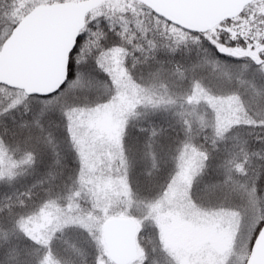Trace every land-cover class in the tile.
Instances as JSON below:
<instances>
[{"label": "snow or ice", "instance_id": "obj_1", "mask_svg": "<svg viewBox=\"0 0 264 264\" xmlns=\"http://www.w3.org/2000/svg\"><path fill=\"white\" fill-rule=\"evenodd\" d=\"M42 6L0 0V264H126L118 223L130 264H264V0Z\"/></svg>", "mask_w": 264, "mask_h": 264}, {"label": "water", "instance_id": "obj_2", "mask_svg": "<svg viewBox=\"0 0 264 264\" xmlns=\"http://www.w3.org/2000/svg\"><path fill=\"white\" fill-rule=\"evenodd\" d=\"M88 0H66L68 7L42 6L32 10L24 16L25 25L40 23H54L57 26L72 25L82 20L80 5ZM177 2V0H169ZM184 5L177 10V16H184L200 21H211L222 15L229 14L224 6H230L238 0H180ZM129 220H133L131 217ZM138 230V229H137ZM111 247L115 256L126 264L136 257L139 246L135 239V232L131 230L130 223L115 224L110 229Z\"/></svg>", "mask_w": 264, "mask_h": 264}, {"label": "trees", "instance_id": "obj_3", "mask_svg": "<svg viewBox=\"0 0 264 264\" xmlns=\"http://www.w3.org/2000/svg\"><path fill=\"white\" fill-rule=\"evenodd\" d=\"M104 74H100L101 78ZM129 143L130 144H134L135 143V132H133L132 134H130V137H129ZM69 168H72V167H75L76 166V161L73 159L69 162L68 164ZM139 166H137L136 169H134V172H133V175L131 177L132 179V183H135L138 179H139ZM164 175H166V173H164ZM207 179V177H206Z\"/></svg>", "mask_w": 264, "mask_h": 264}, {"label": "rangeland", "instance_id": "obj_4", "mask_svg": "<svg viewBox=\"0 0 264 264\" xmlns=\"http://www.w3.org/2000/svg\"><path fill=\"white\" fill-rule=\"evenodd\" d=\"M82 1V0H81ZM133 220H136L137 218L136 217H131ZM174 237H179V239L181 240V241H183L184 239H186V237L182 234V233H180V232H175V233H173L172 234Z\"/></svg>", "mask_w": 264, "mask_h": 264}]
</instances>
